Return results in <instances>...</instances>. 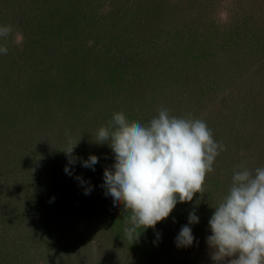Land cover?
Segmentation results:
<instances>
[{"label":"rangeland","instance_id":"rangeland-1","mask_svg":"<svg viewBox=\"0 0 264 264\" xmlns=\"http://www.w3.org/2000/svg\"><path fill=\"white\" fill-rule=\"evenodd\" d=\"M120 1L125 4L124 7L127 6L123 0L118 2L113 0L111 4L105 0L100 6L98 1H95L92 6L86 8L84 16L79 18L75 16V19L71 17V20H78L80 23L77 33L71 34L62 28L64 38L61 37L59 41L57 38L55 45L50 48H56L59 43V47L64 48L62 44L70 42L73 49L81 50L84 55L86 48L91 47L95 48L93 53L97 54L95 62L98 64H94L95 67L91 65L86 69L84 63H78L73 69L66 70L70 71L69 74L74 73L76 77L88 82L94 79L97 66H101L99 69L102 72L105 70L104 62L109 61V54L116 53L121 59V64L124 57L126 61L129 52L124 49V37L122 36L121 41L116 40L113 35L117 32L111 27L113 23H117L114 20L115 15L121 17L118 12ZM217 7L219 8L215 20L219 23L226 21L229 7L237 13L244 10L257 32L255 40H257L258 52H264V23L257 22L252 17L255 12L260 15L264 12V0H236L235 4H231V1L229 4L228 0H220ZM2 13L0 25H12L14 31L6 39H0V45L8 48L7 54L1 55H4L7 61L13 62L9 69L4 68L6 66L0 67V73H4V77L12 80L20 73H28L37 78L38 84L40 81H46L49 75L60 78V74L64 71L61 70V67H64V63L61 64V57V65L55 70L45 63L38 72H34L37 65H31V59L22 57L20 59L19 54L23 52L21 43L24 29L19 24L18 12H14V9L10 10L7 6ZM120 27L121 24H118L117 30ZM27 30L30 36L36 31L31 28ZM127 32L131 33L132 30H124L123 35ZM161 42L162 46L171 44L167 40ZM43 47L45 46L40 48ZM62 50L63 53L66 52V48ZM255 52L256 49L245 52L244 57L249 62L241 70L234 73L235 70L231 67L230 79L227 80L226 86L227 95L222 91L227 107H224L217 93L209 92L208 81L202 83L196 77V70L200 69L197 65H192L186 70V73L176 81L177 85L176 82L173 83L174 77L169 79L167 76L165 81L168 86L167 93L164 92V95L160 96L162 99L154 96L153 80L150 85H148L149 80L147 82L144 80L149 76L148 69L153 62L159 61L152 59L151 53L145 56L144 60H135L123 68L126 75L120 70L116 76L101 77L98 81L101 88L95 86L94 91H89L91 97L86 99L88 103V100H95L94 105L89 103L94 109L103 106L112 95L119 97L118 101L122 99L131 101L130 103L133 101V108L129 112L119 111L123 112L129 121L135 120L147 124L162 108L167 109L171 116L202 119L212 130L215 141L223 146V150H220L216 157L217 164L214 165V171L205 178L204 191L201 194L196 193L192 201L178 202L175 206L176 209L182 207L185 211L184 216L188 214L189 217L194 211L199 217L198 223L189 224L195 238L193 243L196 241L195 245L191 248L178 247L176 240L171 241L166 244L160 255L155 253L156 257L147 263L137 262L139 260L125 246L123 240L113 237L110 227L104 223V220L109 219L108 212L115 211V207L123 205L114 203L113 198L107 194L104 184V170L111 169L115 160L109 144L105 142L106 153H102L103 156L93 167L83 166V161L87 160L89 155L80 145L75 146L73 152L82 156L81 161L67 163L70 174L66 172V184L59 189L48 173L55 165L60 166L61 161L50 159L47 152L51 145L56 143L62 142L67 147L75 143L77 139L75 132L79 127L69 125L60 129L53 125L54 122H51L47 115L53 112L58 114L64 110H57L54 106V104L57 106V103L53 99L47 104L42 103L37 94L42 84L36 85L37 89L28 92L23 89L19 92L17 83L9 89L5 84L2 93L9 99L2 102L0 98V140L2 139L4 144V149L0 147V188L3 189L0 206H4L0 208V264H215L211 259V249L206 237L211 235L208 222L215 211L214 207L220 203L217 200L221 194L224 196L228 193L233 174L239 170V165L243 163L246 168L252 170L261 161L262 151L260 152L259 147H262L261 143L264 139L262 134L264 103L259 104V107L252 103L251 96L247 93L249 90H243L244 85H240L242 79L249 80L248 76L255 71L257 60L264 57V54H261L256 58ZM24 66L30 67L24 72ZM262 67L264 68V65ZM239 72L241 74L238 76ZM114 77L117 82L115 87L111 86ZM239 77L241 79L237 80ZM73 90L74 87L72 94L76 95ZM256 90L257 85L253 95L257 94ZM14 91L15 94L12 95ZM258 96H254L255 99H258ZM179 100L186 103L180 104ZM215 104L222 106L220 111L209 110ZM14 110H18L19 118H9V113ZM114 113L116 112L108 113L107 118H113ZM112 118L104 121L101 127H113ZM247 137L251 141L245 140ZM43 138L48 144L46 152L40 150L42 144L40 141ZM107 153H111L114 158L109 159ZM21 168H23L22 177L19 175ZM27 169H31V172ZM65 197L68 199L66 200ZM28 207H33L31 214H27ZM45 250L49 251L48 258L44 255Z\"/></svg>","mask_w":264,"mask_h":264},{"label":"trees","instance_id":"trees-1","mask_svg":"<svg viewBox=\"0 0 264 264\" xmlns=\"http://www.w3.org/2000/svg\"><path fill=\"white\" fill-rule=\"evenodd\" d=\"M95 1H98V6H100L105 0H0V18L3 16L2 12L4 9L8 6L10 10L14 9V12H18L19 24L24 29L21 43L23 52L19 54L20 59L21 57L31 59L30 64L33 66L37 65V69L34 72H38L45 63L54 70L57 66L64 63V67H61V70L64 69V71L60 74V78L49 75L46 81H40L39 84L36 82L37 78L28 73H20L13 80L4 77V73H0V98L2 102L9 99L2 93L5 84L9 89L17 83L19 85V92L22 89L27 92L33 91L35 88L37 89L38 86L36 87V85L42 84L40 86L41 89L39 88L37 93L42 103L47 104L50 99H53L57 103V106L54 104L57 107L56 109L64 110V112H59V115L54 112L47 115L51 122H54L53 125L60 129L69 125H77L79 130L75 132L77 135L75 141L77 144L75 146L79 147L78 145H80L88 153L87 155H95L98 159H101L102 153H106L105 148L107 144L97 143L95 140L97 139V131L103 122L112 118H107L108 113L112 111L129 112L133 108L132 105H134L133 101L132 103L125 99L118 101L119 97L115 95H112L109 98L110 100L108 102L105 101L104 105L98 109H94L93 107L95 100H88L90 104H93L89 105L86 98L91 97L89 91H94L93 87H99L98 81L101 77H105L106 75L109 77L111 75L116 76L120 70H122L120 72L126 75L123 68L132 64L135 60H144V57L151 53L152 59L155 58L159 61L153 62L148 69L149 76L144 80L145 82L149 80L148 85L153 80L152 92L154 96L161 98L160 96H163L164 92L167 93L168 86L165 82L167 81V76H169V79L174 77L173 83H175L192 65H197L200 69L196 70V77L202 83L208 81L209 92L217 93L216 95L223 101L224 107H227V101L223 100L222 91H225L224 95H227L226 86L228 84L227 80L230 79L231 67L234 68L235 73L249 62L244 57L246 51L256 49V58H258V55L264 54V52H258L259 48L257 47L258 44L256 45L257 40H255L257 32L252 27V21L248 20V16L244 10L237 13L236 11L233 12L232 8L229 7L227 9L226 21L219 23L215 20L220 0H123L127 6L124 7L125 4H122V1H120V5L118 4L120 10L118 12L121 14V17L115 15L114 20L117 23H113L111 27L117 32L113 35L116 40L120 39L121 41L122 36L124 37V49L125 51L128 50L130 55L128 54L126 61L124 57V61L121 64V59L116 53L109 54V61L106 60L104 62L106 63L105 70L102 72L99 69L101 66H97L98 68H96L93 76L94 79L87 82L84 79L81 80L79 77H76L74 73L69 74L70 71L66 70L73 69L78 63H84L86 69L91 67V65H97L98 62H95L97 54L93 53V50L95 52V48H86L87 50L84 55L81 50L79 51L77 48L73 49L70 42L62 44L66 48L65 53L62 50L64 48L59 47L60 43H57L56 48L50 47L55 45L57 38L59 41L63 37L62 28L68 33H77L80 23L78 20H71V17L75 19V16H78V18L84 16L86 8L90 5L92 6ZM108 1L110 4L113 3V0ZM230 1L231 4L236 3V0H228L229 4ZM241 14L243 15L239 20ZM252 17L257 22L264 23V12L261 15L255 12ZM117 19L120 21H117ZM77 23L79 24L77 25ZM118 24H121V27L117 30ZM29 28L36 30L34 33H37V36L35 34H31L30 36L27 30ZM124 30H132V32H127L123 35ZM162 40H167L171 44L168 43V45L162 46ZM64 42H66V39H64ZM41 46L45 47L41 49ZM39 49L42 50H40V53ZM31 52L33 53L31 54ZM58 52L59 54L57 55ZM60 60L62 61L61 64ZM9 61L5 59L4 55H1L0 67L6 66L4 68L9 69L13 62ZM263 65L264 57L257 60L255 71L251 73V76H248L250 77L249 80L245 81V79H242L240 82V85H244L243 90H249L247 93L251 96L252 103L257 106L264 103ZM24 67L25 72L30 66ZM107 67L111 68L106 69ZM240 74L241 72H239L238 76ZM239 79L241 77L237 78V80ZM115 80L116 78L114 77L111 83L113 87L117 84ZM175 85H177V82ZM256 85L257 94L253 95ZM73 87L74 94L76 95L72 94ZM14 94L15 91L12 92V95ZM9 95L11 96V94ZM254 96H258L259 98L255 99ZM179 103L185 104L186 102L179 100ZM106 106L111 109L110 112V109L106 108ZM221 108L220 104H215L209 110L220 111ZM17 112L18 110H14L12 113H9V118H19ZM263 132L264 130L262 131L264 136ZM245 140H250V138L247 137ZM40 143H42L40 150L46 152L48 144L45 142V139L43 138ZM99 145L101 146L99 147ZM261 145L262 147H259L260 152L262 151L261 161H259L260 163H258L257 167H264V139ZM0 147L4 149L2 139L0 140ZM76 147H74V150ZM247 147H250V145H247ZM67 148L66 145L60 142V144L51 145V148L47 152L50 159H60L59 161H61L60 166H54L53 170L56 171L52 169L50 171L49 169L50 173H48L50 174V178L54 179V184L58 185L59 189L66 184L65 168L69 162V157L63 150ZM72 157L74 160L81 161L82 156L73 152ZM108 158L113 159L114 157L109 153ZM216 164L217 160L215 159L214 165ZM257 167H254L252 170L254 171ZM21 169H19V175L22 177L23 168ZM27 171L31 172V169H27ZM211 173L206 174V177ZM2 191L3 189L0 188V199H2ZM221 196L222 194L217 200L218 203L222 201L225 195ZM65 199L67 200L68 198L65 197ZM0 208H4V206H0ZM32 209L33 207H28L26 210L27 214H31ZM184 213L185 211L182 207L177 209L175 207L169 217L158 222L155 228L138 229V232L143 231L134 242L128 239L124 233L125 227H130V225L127 223V214L125 215L124 213L123 205L115 207V211L108 212V215L110 214L109 219L104 220V223L110 227L112 234H114L113 237L116 236L123 240L125 246L139 260L137 262L147 263L156 257L155 253L160 255L166 248V244L176 240L181 227L188 224V214L184 216ZM194 243L191 246H187V248L193 247ZM44 253L46 258H48L49 251L45 250ZM57 254L55 255L57 256Z\"/></svg>","mask_w":264,"mask_h":264},{"label":"clouds","instance_id":"clouds-1","mask_svg":"<svg viewBox=\"0 0 264 264\" xmlns=\"http://www.w3.org/2000/svg\"><path fill=\"white\" fill-rule=\"evenodd\" d=\"M13 31L12 25H0V39ZM7 52L0 45V54ZM95 141L107 142L114 153L113 167L104 170V184L114 203L123 204L130 225L124 233L133 242L143 230L168 218L178 202H190L204 191L206 174L214 171L215 159L223 150L204 120L171 116L164 108L147 124L116 112L113 127H100ZM76 144L63 150L69 163L75 162ZM97 162L98 157L90 155L83 166ZM238 167L228 193L214 207L206 242L215 264H264V167L254 171L243 163ZM65 171L70 174L67 167ZM198 222L191 212L176 237L178 247L193 244L189 224Z\"/></svg>","mask_w":264,"mask_h":264}]
</instances>
